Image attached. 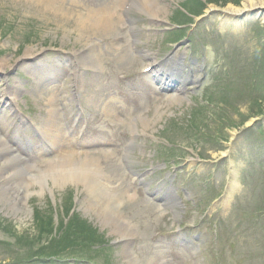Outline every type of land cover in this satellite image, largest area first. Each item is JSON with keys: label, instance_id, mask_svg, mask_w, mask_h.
Masks as SVG:
<instances>
[{"label": "rangeland", "instance_id": "rangeland-1", "mask_svg": "<svg viewBox=\"0 0 264 264\" xmlns=\"http://www.w3.org/2000/svg\"><path fill=\"white\" fill-rule=\"evenodd\" d=\"M156 1L164 7L157 21L138 9L127 12V18L133 21L131 38L119 8L110 31H95L78 22L86 9L114 8L121 0H52L56 11L45 9L35 0H0V105L4 103L3 92H17L16 107L32 120L29 126L34 128L17 133L19 138H30L47 128L49 116L56 113L51 109L61 105L59 109L68 123L76 117L91 129L85 127L83 138L76 133L69 137L86 151H68V160L88 155L110 185L120 191V197L123 188L133 197L121 201L118 208L111 201L103 207L100 200H91L82 187L70 182L53 187L43 171L58 164L50 163L56 161V154L45 161L28 160L19 150L24 162L33 165L28 187L23 188L28 197L24 200L23 189H19L6 196L13 202L0 201V264H37L35 258L52 254L63 258L87 256L96 264H129L127 251L139 264H264V24L246 15L242 18L221 13L227 5L238 7L243 0L237 6L213 0L216 2L204 5L205 19L194 25L187 21L178 28L185 37L172 48L173 42L169 44L168 39L174 34L162 33L164 28H170L168 22H174L179 12L188 15L186 4L197 0ZM179 43L181 47H175ZM86 45L92 46L94 59L99 61L97 70L81 61ZM206 47L211 48L216 69L210 74V86L199 89L189 83L201 77L195 73L180 96L151 90L147 98L136 99L138 104L130 98L134 82L146 84L138 75L146 62L136 51L151 52L156 62L172 51L183 64L197 60L199 66ZM26 53H32L33 60L22 62ZM38 64L37 76H31V66ZM242 66L243 73L237 75L236 70ZM251 74L257 83L253 89L248 80ZM120 75L126 80L121 81ZM225 83L240 86L226 93L227 104L220 101L227 91ZM215 86L220 89H213ZM206 94L209 104L202 107ZM74 97L83 104L79 114L73 107ZM49 98L53 105L48 103ZM107 112L111 116L107 117ZM253 120H257L253 127L242 130ZM2 122L0 139L12 150L16 148L11 141L19 121L7 113ZM133 124L136 138L126 153L127 168L141 175V186H136L138 181L121 163ZM100 126H110L113 133L101 130L100 134L96 129ZM190 127L201 128L202 132ZM68 142L65 140L67 146ZM103 142L109 144L104 147ZM165 145H175L176 151H166ZM166 177L172 183H165L162 191L169 190L179 199V206L172 209L174 214L146 195L152 189L145 193L143 187L146 182L156 188ZM233 181L238 186L229 193ZM103 212L121 216L131 224L127 238H121L114 226L106 223ZM82 224L96 230L92 239H98L88 242L91 248L83 252L76 241L84 235L74 228L79 225L78 230H82ZM177 228L190 230L192 236L201 239L196 243L197 252L178 242L173 232ZM47 235L51 242L44 244ZM97 252H103L99 253L103 256H97Z\"/></svg>", "mask_w": 264, "mask_h": 264}, {"label": "bare ground", "instance_id": "bare-ground-1", "mask_svg": "<svg viewBox=\"0 0 264 264\" xmlns=\"http://www.w3.org/2000/svg\"><path fill=\"white\" fill-rule=\"evenodd\" d=\"M34 1V0H31ZM40 5L44 6L45 9H51L56 11L55 5H53L52 0H35ZM130 0L129 2H131ZM128 0H121V2L114 8H108L98 11L88 10L83 14H80L78 17V22L82 27L93 28L95 31H110L113 27L112 24L113 18L115 17V10L119 8L125 12V6L128 5ZM133 4L135 8L138 9L139 12L143 13L151 20H156L158 15L163 12L164 7L161 6L156 0H133ZM132 4V5H133ZM255 12V17L261 11H264V0H243L242 5L238 7H234L232 5H227L221 12L228 15V16H239L242 14H246L249 12ZM127 12V11H126ZM262 20L264 22V13H262ZM121 25V21L119 23ZM87 48L84 52H81L80 58L84 65L88 68L93 70H97L99 68V61L94 59L95 53L92 51V46L86 45ZM144 57H148V54L143 53ZM24 60L22 62H26V60L30 59L33 60L32 53H26L24 56ZM176 58L167 59L166 62L160 66L157 72H160V76H169V72L172 73L174 71V67H176L177 61ZM5 66V65H3ZM0 69L2 70V66L0 65ZM32 71V69H31ZM181 78L179 81H182ZM5 93H3L4 95ZM15 94V93H14ZM171 99H174L171 97ZM8 101H14V98L11 97ZM53 99L49 98L48 103L53 105ZM51 108V107H50ZM52 112H56L54 116H49L46 125L48 128H53L54 132H57L56 126L58 125V119L56 122V114L57 110L53 107ZM53 114L51 111L48 113ZM107 117L111 116V113H106ZM9 147L5 146V143L0 139V201H11L9 196L12 192L17 193L19 189L27 188L28 187V179L31 166L27 165L18 155L10 154ZM59 154V162L57 165H53L52 167L49 165L48 170H44L43 174L51 180L53 187H60L61 185H65V183L70 182L75 185L77 188L82 187L84 191L90 196L91 200L101 201L103 203V207L108 205V202H113L118 206L124 201L129 199L132 200V196H130L129 190L123 188V196L120 197V191L117 192V188L110 185L109 179H107L103 174H101L93 164V160L88 155L84 154L82 159L75 160L73 158L69 159V154L66 151H63V148ZM222 155H225L222 154ZM3 178V179H2ZM233 186H238L235 181L232 182ZM23 193L22 198L27 200L28 192L25 193L26 190L23 189L21 191ZM25 193V194H24ZM122 199V200H121ZM122 201V202H121ZM19 210V208H16ZM105 217L107 218L106 223L108 225H113L114 229L116 230L117 234L121 238H127L129 231L132 229L130 223L126 222L121 216H107V212H103ZM110 220V221H109ZM129 251L126 253V260L129 264H139L137 263L132 254ZM157 264L156 262H154Z\"/></svg>", "mask_w": 264, "mask_h": 264}, {"label": "trees", "instance_id": "trees-1", "mask_svg": "<svg viewBox=\"0 0 264 264\" xmlns=\"http://www.w3.org/2000/svg\"><path fill=\"white\" fill-rule=\"evenodd\" d=\"M223 3H228V2H231V3H234V4H239V0H223L222 1ZM43 223V222H42ZM82 230H86L88 233H90L91 232V230H88V229H90V226H88V225H86V224H82ZM75 230H78L80 227H79V225H76L75 227ZM70 230H73V229H71L70 228ZM90 231V232H89Z\"/></svg>", "mask_w": 264, "mask_h": 264}]
</instances>
